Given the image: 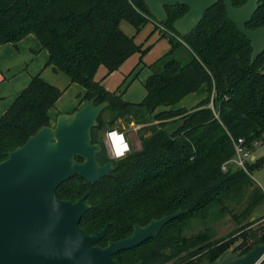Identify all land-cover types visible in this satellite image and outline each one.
Listing matches in <instances>:
<instances>
[{"label": "trees", "instance_id": "1", "mask_svg": "<svg viewBox=\"0 0 264 264\" xmlns=\"http://www.w3.org/2000/svg\"><path fill=\"white\" fill-rule=\"evenodd\" d=\"M232 1L239 8L248 0ZM262 1L248 29L264 26ZM166 10L169 22L160 24L141 0H0V47L34 36L50 56L47 65L85 89L78 96L80 106L93 98L97 104L109 103L92 130L94 144H103L101 132L117 129L130 113L131 122L143 127L141 150L121 160L103 158L104 164L114 163L110 176L94 186L75 176L57 191L59 199L73 202L91 191L87 198L91 209L83 216L81 229L93 235L109 224L97 244L105 247L131 236L135 224L146 226L154 218L185 211L155 238L116 254L114 260L120 264L214 263L231 253L247 254L264 242V215L251 219L264 204V190L251 172L260 169L264 159L249 165L248 173L222 170L235 155L234 141L245 139L249 148L264 142V54L251 64V43L230 21L223 2L209 9L186 37L173 25L188 8L178 4ZM123 20L137 33L153 23L154 32L170 43L168 53L150 65L141 103L125 102L127 89L109 92L95 80L101 65L108 77L134 54L144 56L149 50L142 51L134 37L124 34ZM203 88L206 97L194 108L172 109ZM64 92L41 75L31 79L0 118V162L31 135L52 125L50 111ZM106 112L112 113L110 120L104 118ZM170 121L180 122L178 128L169 131ZM224 215H231L238 227L217 238L210 223ZM197 220L204 232L185 235Z\"/></svg>", "mask_w": 264, "mask_h": 264}, {"label": "water", "instance_id": "2", "mask_svg": "<svg viewBox=\"0 0 264 264\" xmlns=\"http://www.w3.org/2000/svg\"><path fill=\"white\" fill-rule=\"evenodd\" d=\"M141 1L160 24L169 22L167 7L186 6L188 12L173 25L182 37L192 33L209 9L223 2L230 21L251 43V64L264 54V26L247 28L262 0H248L239 8L232 0ZM95 102L96 98L86 100L80 109L58 115L55 126L43 127L0 162V264H120L114 260L116 254L155 238L167 223L185 213L154 218L146 226L135 224L131 236L105 247L97 244L107 235L109 224L93 235L81 229L83 216L91 209L87 201L91 191L77 202L59 199L57 191L75 176L94 186L115 170L112 161L100 164L97 158L102 144L93 143L92 130L99 126L98 117L109 103ZM262 255L264 242L247 254L231 253L202 264H257Z\"/></svg>", "mask_w": 264, "mask_h": 264}, {"label": "rangeland", "instance_id": "3", "mask_svg": "<svg viewBox=\"0 0 264 264\" xmlns=\"http://www.w3.org/2000/svg\"><path fill=\"white\" fill-rule=\"evenodd\" d=\"M120 28L126 36L128 35L130 37H134L136 44L141 47L142 51L147 48L149 50L146 54H144V56L142 53H136L130 57L128 61H126L120 68H118L117 71L112 73V75L104 81V86L109 92L116 91L119 88H121L122 91L127 89L123 96L125 102L141 103L146 95L145 82L151 75L150 65L168 53L170 50V43L168 38L160 39L161 35L159 31L153 33L154 30L152 23H148L146 26H144L139 33L136 32L135 27L127 20L121 21ZM154 28L156 29L155 24ZM97 70L98 72L95 76L96 81H100L108 75V71L103 65H101ZM50 75L52 76V74ZM54 77H57V79H53L54 83H57L58 86L62 87L63 89H68L60 100L59 109L61 111H71L73 108H75V106H77V103H75V96L81 92L83 88L80 85H74L71 88V86H69L70 81L64 73ZM205 94V89H201L198 92H195L194 94L184 98L176 108L178 109L180 107H185L187 109H192L195 105L202 101V99L205 97ZM133 114L134 113H130L128 116L122 118L117 126V129L126 135L131 152L141 150L139 131L143 128L142 126L136 125L135 122H131L134 120ZM52 116H54V112H52ZM112 117L113 115L111 112H106L104 114V118L106 120H110ZM56 121V119L53 121V126H55ZM179 124L180 122L170 121L167 129L169 131H173L178 128ZM106 132H108V127H106L105 130H103V132L100 134L103 137L102 151L98 154V161L100 164H104L102 161L105 157L111 159V155L109 154V151L106 147ZM262 141L258 142V145L255 147L254 160L249 162L252 167L257 165L261 159H264V142ZM251 173L252 180H254L257 185L264 189V165L260 169H254ZM241 207L237 208L238 211L241 210ZM263 213L264 204L256 208V210L253 212V215L251 216V219H257ZM210 226L217 238L230 235V233L238 227L236 221L231 215H224L215 218L213 221H211ZM204 230L205 228L203 224L197 220L192 223L190 229L185 232V235L195 236L199 233H203Z\"/></svg>", "mask_w": 264, "mask_h": 264}, {"label": "crops", "instance_id": "4", "mask_svg": "<svg viewBox=\"0 0 264 264\" xmlns=\"http://www.w3.org/2000/svg\"><path fill=\"white\" fill-rule=\"evenodd\" d=\"M152 25L153 30H155L153 23ZM49 57L48 52L42 49L38 39L32 35H29L25 38V40L17 44L12 43L0 47V118L7 112L17 97L30 84L31 79L37 75H41L45 81L50 84L52 83L53 86L58 87L61 90H65V92L68 90L63 89L58 86L57 83L53 82L54 78L57 79V77L54 76H59L62 73L54 71L52 66L47 65ZM50 74H52V76ZM108 77L105 76V78L100 80L103 85L104 81L108 79ZM74 85L76 84H72L71 82L69 83L71 88ZM203 89L206 91V88ZM80 94H85L84 88L75 96V103H77V106H75V108H73L74 110L72 109L71 111H61L59 109L60 100L63 96L57 101L54 108L55 110L52 109L50 111L52 123L58 115L63 113H72L76 111L77 108L81 107V98L78 99ZM52 112H54V116H52ZM263 215L264 213L260 217H263Z\"/></svg>", "mask_w": 264, "mask_h": 264}, {"label": "built area", "instance_id": "5", "mask_svg": "<svg viewBox=\"0 0 264 264\" xmlns=\"http://www.w3.org/2000/svg\"><path fill=\"white\" fill-rule=\"evenodd\" d=\"M162 29H164L162 27ZM116 130L118 133L122 134L124 137V144L127 145V148H124V156L119 158V159H115L113 158V156L111 155V142L108 141L107 139V135H106V147L109 151V154L111 155V159L112 160H121L124 159L125 157H127L131 151H130V145L128 142V139L126 137V135H124L122 132H120L117 129H113ZM113 130H108V132L113 131ZM106 132V134L108 133ZM234 148H235V155L233 157H231L229 159V161L225 162L223 164L222 170L223 172H229V171H246L248 173L249 169V162L251 160H254V151L255 148H249L246 143H245V139H239L237 141H234ZM258 145V143H254L253 146L256 147Z\"/></svg>", "mask_w": 264, "mask_h": 264}, {"label": "clouds", "instance_id": "6", "mask_svg": "<svg viewBox=\"0 0 264 264\" xmlns=\"http://www.w3.org/2000/svg\"><path fill=\"white\" fill-rule=\"evenodd\" d=\"M108 141L111 142V155L115 159H119L124 156V148H127V145L124 144V137L122 134L118 133L116 130L110 131L107 134ZM260 260H264V255L260 257L257 261V264H260Z\"/></svg>", "mask_w": 264, "mask_h": 264}, {"label": "flooded vegetation", "instance_id": "7", "mask_svg": "<svg viewBox=\"0 0 264 264\" xmlns=\"http://www.w3.org/2000/svg\"><path fill=\"white\" fill-rule=\"evenodd\" d=\"M97 158H98V156H97Z\"/></svg>", "mask_w": 264, "mask_h": 264}]
</instances>
